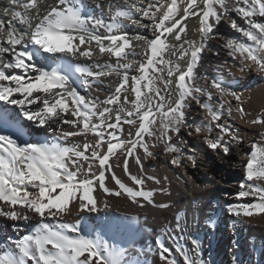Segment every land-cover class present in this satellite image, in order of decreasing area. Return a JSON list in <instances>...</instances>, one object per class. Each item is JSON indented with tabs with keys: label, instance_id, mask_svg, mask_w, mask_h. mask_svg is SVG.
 I'll return each instance as SVG.
<instances>
[{
	"label": "snow or ice",
	"instance_id": "obj_1",
	"mask_svg": "<svg viewBox=\"0 0 264 264\" xmlns=\"http://www.w3.org/2000/svg\"><path fill=\"white\" fill-rule=\"evenodd\" d=\"M180 2L184 3V0ZM8 4L10 7H5L4 11L11 15L12 20L18 19L21 26L27 27L17 28L12 21L5 25L0 20V33H6L7 37L0 43V54L7 53L11 57L5 59L0 56V81L6 82L0 84V102L14 105L19 110V115H16L7 108H0V202L7 206V210L0 207V217L9 221L27 222L33 218L30 214H35L41 219L32 234L11 240L15 251L0 255V264H27V261L32 264H129L124 259L125 249L109 244L99 234L95 239L86 237L83 235L81 222L62 223L54 218L68 210L70 202L78 204L80 213L105 211L109 207L107 201L100 202V207L98 198L93 196L97 187L109 196L127 194L131 202L140 208H145V204L138 198H142L154 209H168V203L156 202L153 199V191L168 193V177L165 176L162 183L156 176L147 174L142 158L137 152L138 148H142L145 157L153 156L145 136L149 140L154 137L156 141L163 143L166 153H177L170 159V163L175 167L182 166L179 155L181 149L168 143L172 139L169 132L179 133L180 126L189 129L195 127L196 133L205 134L208 148L214 151L219 149L224 155L230 154L233 143L237 146L241 144L242 138L233 132L230 126L218 123L222 118L224 103H220L217 110L212 104L201 102V95H206L208 101H212L213 94L199 86L200 79L207 81L209 77L198 76L196 70L202 58L201 54L207 48V41L212 38L210 34L214 32V25L228 19V13L235 11L246 21L249 29L242 28L235 20L231 21V28L252 43L249 45L227 39L229 55L233 60L239 58L241 71L249 68L264 73V23L253 19L256 16L264 17V0H187L179 19L177 0H171V3H168V0H160L158 4L150 3L147 7H143V0H124L129 9L142 13L140 20L134 18L133 11L117 10L111 16L110 23L94 16L86 0H52L51 3H44L43 0H8ZM96 7L102 8L103 5L98 2ZM108 7L110 10L119 8V4L109 3ZM21 8L24 9L23 12L17 10ZM162 9L166 10L158 17L157 14L161 13ZM189 17H195L199 21V43L185 38L187 25L183 22ZM145 18L151 23H141ZM123 21L153 31L152 39L139 34L131 37L136 41H143V60L140 62L129 60L127 63H119L121 58L127 60L128 53L125 50L130 47L129 34L122 31ZM100 29L107 34H101ZM182 33L185 36H182ZM168 36H173L178 42L172 45L175 49L172 55L177 60L189 57L186 70H181L178 63L173 65L171 61L164 59V52L169 47L165 43ZM105 41H108L107 46ZM93 42L101 55L110 53L117 58V64L74 65L71 58L77 55L88 59L93 57L90 48H83L85 44ZM131 55L135 56L136 52L133 50ZM136 63H139L138 71L141 75L131 77V92L135 96L131 101L127 95L121 96L122 92L128 90L129 76L126 71L114 93L103 100H86L75 88L70 87L69 81L75 73L79 74L85 86L91 87L100 77L119 74L120 69H130ZM157 65L167 66L168 79L159 77V80L169 93L168 86L174 82L177 90V98L174 101L160 94L161 90L155 86L157 77L149 75V70L153 73L163 70L157 68ZM46 67L50 70H46ZM93 67L98 70L92 71ZM210 87L221 97L234 98L237 101L236 111L241 117L247 115L241 106V95L232 89L231 84L220 77H213ZM121 99L123 103H120ZM192 101L207 113V124L193 126L186 123V113ZM98 104L105 107L97 111ZM125 104H130L131 107L126 108ZM33 105L35 107H30ZM112 105L117 107H109ZM142 109L144 111H141ZM227 111L231 113V105ZM69 115L76 119H70ZM113 115L114 122H109L113 120ZM21 117L31 122L34 127L49 133L52 139L49 140L46 136L44 140L19 143L18 139L25 127L20 122ZM157 117L158 128H154ZM137 120L139 126L135 132L129 131V139H121L123 125L135 128ZM248 122L264 126V117H256ZM63 125H71L72 130H65ZM214 128L219 131L213 137ZM89 133L96 139L91 143L84 142L83 150L80 144L69 147L60 143L69 137L87 136ZM191 134L189 131V135ZM260 136L261 140H264V132ZM177 139L187 147V142L182 137L177 136ZM105 144L106 151H100ZM118 150L122 153V159L118 156ZM113 157H117L115 165L110 162ZM129 157L134 158L135 164L140 166V174H131ZM187 159L195 166L194 155H188ZM96 161L99 164L98 171L94 168ZM121 164L124 174L129 176L139 190L127 186L117 176L114 168ZM243 171L244 176L239 183L240 190L235 196V200L240 202L227 206L228 212L237 218L264 213V187L251 183L264 181V147L252 143L251 153ZM106 173H111V180L118 186V190L106 186ZM145 177L161 187L151 191L143 190ZM26 186L38 191H29ZM57 190L58 194L54 195ZM248 197H256L257 202L242 200ZM12 227L18 230L16 224ZM108 227L113 226L109 223ZM183 230L181 215L178 214L174 228H166L165 232H171L173 235L169 238H175V232ZM67 233L75 235L69 236ZM155 244L163 264H176L174 259L166 255L169 249L160 237L156 239ZM192 244L194 247L191 251L195 257L189 255L179 244L176 251L183 255L184 264H204L200 258L199 243L192 239ZM133 264L141 262L136 259Z\"/></svg>",
	"mask_w": 264,
	"mask_h": 264
},
{
	"label": "bare ground",
	"instance_id": "obj_2",
	"mask_svg": "<svg viewBox=\"0 0 264 264\" xmlns=\"http://www.w3.org/2000/svg\"><path fill=\"white\" fill-rule=\"evenodd\" d=\"M43 2L51 3L52 0H43ZM98 2L103 5L102 8L96 7V3ZM159 2L160 0H143V7H147L150 3L158 4ZM86 3L92 9L93 15L103 18L106 23L111 22V16L117 10L133 11L124 4V0H86ZM109 3H118L119 8H112L110 10L108 7ZM168 3H171V0H168ZM177 4V19H179L183 14L187 0H184V3L177 0ZM5 7H10L8 0H0V20L5 25L9 21H12L17 28L27 27L26 25L21 26L18 19L12 20L11 15L4 11ZM17 10L24 11L22 8ZM152 10L154 11L155 9ZM163 10L166 9H162L161 13L157 14L158 17L162 15ZM133 16L135 19L140 20L142 13H135L133 11ZM31 18L34 21V16ZM253 19L264 23V17L256 16ZM232 20H235L242 28L249 29V25L244 19L235 11H230L228 19H224L219 24L214 25V32L210 34L212 38L207 41V48L201 54L202 58L196 73L200 77H209L207 81L200 79L198 84L213 94L212 101H208L206 95H201V102H208L217 110H219L220 103H224L222 118L218 123L230 126L231 130L242 138L241 144L237 146L233 143L230 148V154L224 155L219 149L214 151L208 148L205 142V134L196 133L195 127L189 129L180 126L179 133L169 132L172 139L168 143L181 149L179 155L181 156L182 166L175 167L170 163V159L172 155H177V153H166L163 143L156 141L154 137L149 140L145 136L144 139L148 142L149 151L153 153V156L145 157L142 148H138L137 152L142 158L147 174L156 176L162 183L163 178L165 176L168 177L170 183L167 184V194L153 191V199L156 202L168 203L170 205L168 209H154L151 205H147V202L143 201L142 198H138L141 200V203L145 204V208H140L137 204L131 202L127 194L122 193L121 196H109L97 187V190L93 192V196L98 198V206L100 207H102V203L100 202L107 201L109 207L105 211L80 213L78 211V204L70 202L69 209L61 216L54 218L55 220L69 224L81 222L83 235L86 237L95 239L99 234L109 244L125 249L124 259L129 264H133L136 259H139L141 264H163L159 259L158 247L155 244L158 237L163 240L165 246L169 249L166 255L174 259L176 264H184L183 255L176 251L177 244L181 248H184L189 255L195 257V254L191 251L194 247L192 239L200 245V258L204 261V264H264V213L254 214L253 217L237 218L227 210L229 204L240 202L235 200V196L240 190L239 183L244 176L243 169L251 153L252 143H256L258 147H264V140H261L260 136L264 132V126L253 125L248 122L256 117H264V73H259L249 68L241 71L242 65L239 58L233 60L229 55V50L226 47L227 39H234L249 45L252 43L231 28L230 24ZM141 23L150 24L151 21L145 18L141 20ZM183 23L187 25L185 38L199 43L198 19L189 17ZM99 31L101 34H107L103 29ZM122 31L129 34L130 47L125 50L128 53L127 60L121 58L119 63H127L129 60L142 61L143 52L141 46L143 45V41H136L135 39H131V37L139 34L152 39L154 38L152 29L141 28L129 21H123ZM181 35L185 36L183 33ZM6 39V33H0V43ZM165 43L169 47L164 52V59L171 61L173 65L178 63L181 70H186V63L189 57H185L184 60H177L172 55V52L175 50L172 45H176L178 42L175 41L173 36H168ZM105 45H108V41H105ZM4 46L8 47L9 45L4 44ZM83 48L85 50L90 48L93 52V57L88 59L77 55L75 58H71L74 65L90 66L100 63L115 66L117 64V58L111 56L110 53L101 55L94 42L92 44H85ZM133 50L136 52L135 56L131 55ZM0 56H3L5 59L11 58L10 54L7 53L0 54ZM138 68L139 63H136L130 69H120L119 74L113 73L107 77H100L91 84V87L85 86L79 74L75 73L69 84L70 87L75 88L77 93L86 100L99 101L114 93L115 87L122 81L126 71L129 76V85L127 92H122L121 96L127 95L131 101L135 99L134 93L131 92V77L141 75ZM157 68H163V70L156 73L149 70V75L157 77L155 86L161 90L160 94L174 101L177 98L174 82L168 86L170 89L169 93L165 91L164 85L159 80V77H163L165 80L168 79L167 66L157 65ZM46 70H50V68L46 67ZM91 70L97 71L98 69L93 67ZM5 71L7 72L8 70ZM213 77L222 78L225 82L231 84L233 90L241 95V106L247 114L245 117H241L239 112L236 111L237 101L234 98L229 96L221 97L219 93L211 89L210 84ZM89 79L91 80V78ZM3 83L6 82L0 81V84ZM68 103L69 107H71L70 100ZM120 103H123V99H121ZM229 105L232 106L231 113L227 111ZM124 106L126 108L131 107L130 104H125ZM103 107L105 105L98 104L97 111ZM109 107L115 109L117 106L112 105ZM0 108H7L10 112L19 115V110L14 105H6L0 102ZM141 111H144V109ZM69 118L76 119L70 115ZM156 119L157 124L153 126L154 128H158L159 124V117ZM114 120L115 116L113 115V120L109 122H114ZM185 120L189 125H205L208 123L209 117L195 101H192L191 106L187 110ZM20 122L25 127L18 139L19 143L28 140H44L46 136H48L49 140L52 139L49 133H45L41 128L34 127L31 122L23 120L22 117L20 118ZM95 122L99 123V121ZM138 126L139 120H137L135 128L130 125H123L124 132L120 134L121 139H129L128 132L132 131L134 133ZM63 128L65 130H72L71 125H63ZM189 131L192 132L191 135H189ZM218 131V129L214 128L212 136L214 137ZM177 136L182 137L187 142V147L180 144ZM95 139L96 137L89 133L87 136L69 137L68 140H61L60 143L69 147L73 144H80L81 150H83L82 145L84 142L91 143ZM100 151H106V144ZM85 155H89V153H85ZM188 155L195 156V166L191 160L187 159ZM118 156L120 159L123 158L119 150ZM110 162L115 165L117 157H113ZM81 163L84 162L81 161ZM94 168L97 171L99 170L98 161L94 162ZM129 168L131 174H140V166L135 164V160L132 157H129ZM114 170L122 182L134 190H139L129 179V176L124 174L122 164L119 167H115ZM251 183L260 184V186L264 187V181H253ZM105 184L113 190H118V186L111 180V173H106ZM26 187L29 191H38V189H32L30 186ZM159 187L161 185H157L145 177L143 190L151 191ZM58 191L54 195L58 194ZM242 200L250 203L257 202L256 197L242 198ZM0 207L7 210V206L3 202H0ZM20 211L23 212L24 210L20 209ZM178 214L181 215V223L184 230L183 232H175V238H169L173 234L165 232V229L174 228ZM30 215L33 218L27 222L23 220L9 221L4 217H0V255H4L5 252L11 253L15 251L14 245H11V240L20 239L25 235L33 233L41 218L35 214ZM132 217H137L138 219L133 220ZM109 223L113 227L109 228ZM13 224L18 226V230L13 229ZM67 234L69 236L75 235V233ZM180 237L184 238L181 239ZM27 264H32V262L27 261Z\"/></svg>",
	"mask_w": 264,
	"mask_h": 264
}]
</instances>
